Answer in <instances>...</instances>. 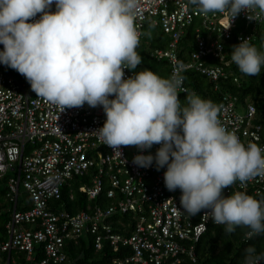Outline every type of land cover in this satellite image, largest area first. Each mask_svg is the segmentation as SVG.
Listing matches in <instances>:
<instances>
[{
	"label": "built area",
	"instance_id": "obj_1",
	"mask_svg": "<svg viewBox=\"0 0 264 264\" xmlns=\"http://www.w3.org/2000/svg\"><path fill=\"white\" fill-rule=\"evenodd\" d=\"M49 10L55 12V4ZM40 16L38 13L29 22ZM229 23L226 14L204 15L190 0H140L135 27L141 35L136 51L148 25L170 37L167 47L154 48L150 54L169 64L166 78L173 75L178 64L183 65L178 98L193 93L185 79L189 71L216 83L230 79L238 83L232 46L248 38L264 53V15L249 20L241 12L227 28ZM193 27L197 47L185 59L180 55V43ZM8 68L0 64V184L7 176L11 203L5 238L0 239V264L15 261L13 251L23 252L33 264L63 263L68 259V244L77 243L87 233L94 236L96 250H102L108 242L114 251H121L120 257L107 264L196 262L198 242L211 224H217L203 215L209 210L193 217L183 211L180 189L169 191L165 186L166 166L157 171L155 161L147 168L133 163L138 154L155 156L160 145L142 153L136 146H121V155L114 153L95 132L106 121L102 106L92 108L85 103L60 112L58 106L32 94L26 78ZM124 72L128 78L139 71ZM215 89L220 87L216 84ZM217 107L226 130L234 132L245 146L251 142L264 149V108L249 99L242 102L240 96L229 91L222 92ZM22 187L28 199L20 201ZM64 191L71 200L79 191L90 203L72 212L65 207ZM235 192L250 195L264 206V175L243 183L237 180L222 194L231 196ZM127 214L131 215L128 223L123 222L121 232L116 230L120 226L109 220ZM256 257L259 264H264V258Z\"/></svg>",
	"mask_w": 264,
	"mask_h": 264
},
{
	"label": "clouds",
	"instance_id": "obj_2",
	"mask_svg": "<svg viewBox=\"0 0 264 264\" xmlns=\"http://www.w3.org/2000/svg\"><path fill=\"white\" fill-rule=\"evenodd\" d=\"M140 0H0V64L24 76L38 97L59 107L102 106L103 127L95 132L103 145L121 155V146L141 153L160 145L155 156L138 154L133 163L156 170L166 166L164 183L180 189V205L189 216H210L226 233L249 229L246 238L264 233L262 202L243 192L223 190L237 180L264 175V149L245 146L220 123L219 108L192 93L181 106L183 84L178 64L170 78L151 70L125 69L142 63L136 51L135 19ZM199 12L226 14L230 23L241 13L249 20L264 15V0H190ZM55 4L56 11H50ZM258 10V11H257ZM40 19L29 22L37 14ZM253 13L254 15H249ZM231 60L248 76L260 74L264 53L242 39L232 46ZM113 96V99H109ZM245 264H259L247 248Z\"/></svg>",
	"mask_w": 264,
	"mask_h": 264
},
{
	"label": "trees",
	"instance_id": "obj_3",
	"mask_svg": "<svg viewBox=\"0 0 264 264\" xmlns=\"http://www.w3.org/2000/svg\"><path fill=\"white\" fill-rule=\"evenodd\" d=\"M195 33V28H190L186 36L181 40L180 55L185 59L189 58L191 52L197 47ZM169 41L170 37L161 29L148 25L145 30V37L137 50L142 57V63L138 65L137 70L148 69L161 78L169 77V64L166 61L154 59L150 54L154 48L167 47ZM8 69L23 78L16 70ZM239 75L240 82L238 83L232 79L220 80L216 83L208 76L194 71L186 73L185 79L186 84L193 93L199 95L202 99L210 100L216 106L221 100L222 92L229 91L240 96L242 102L249 99L256 103L259 108H264V64L261 65V72L258 75L248 76L240 71ZM216 84L220 87L219 90L215 89ZM29 89L32 94H35L31 90L30 84ZM179 99L182 107L187 106L186 96H182ZM20 191V201L23 198L28 199V193L23 187ZM7 192L6 176L0 184V239L5 238V225L9 219L8 207L11 206ZM64 200L65 207L72 212L83 210L90 203L87 197L79 191L76 192L73 200L64 191ZM92 203L95 202L92 201ZM18 207L24 208V206L19 204ZM130 216L129 214L117 216L109 221L115 227L120 226L116 230L121 232L124 227L123 222L128 223ZM224 229V225L211 224L197 244V261L186 260L183 264H245L247 255L245 250L249 247L255 249V256L264 258V233L246 238L245 233L249 231L246 227L237 226L235 232L230 234L226 233ZM66 249L68 259L60 264H107L110 260L120 257L121 253V251H114L108 242L104 243L102 250H96L94 236L90 233L83 235L77 243L70 242ZM12 256L15 261H11V264H33L32 261L26 260L23 252L13 251ZM36 257L40 258V254L36 255Z\"/></svg>",
	"mask_w": 264,
	"mask_h": 264
},
{
	"label": "rangeland",
	"instance_id": "obj_4",
	"mask_svg": "<svg viewBox=\"0 0 264 264\" xmlns=\"http://www.w3.org/2000/svg\"><path fill=\"white\" fill-rule=\"evenodd\" d=\"M243 106H241L240 111H243ZM10 209V206L8 207V210Z\"/></svg>",
	"mask_w": 264,
	"mask_h": 264
}]
</instances>
